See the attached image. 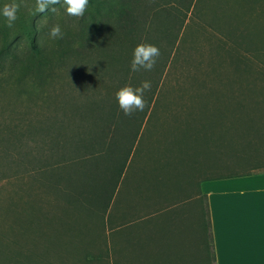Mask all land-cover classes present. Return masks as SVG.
Wrapping results in <instances>:
<instances>
[{
    "label": "trees",
    "instance_id": "trees-1",
    "mask_svg": "<svg viewBox=\"0 0 264 264\" xmlns=\"http://www.w3.org/2000/svg\"><path fill=\"white\" fill-rule=\"evenodd\" d=\"M205 1L210 3L207 10L202 6ZM190 11L203 33L220 36L216 46L219 53H250V48L243 44L250 35L247 24L264 19V0H89L83 18L67 17L75 33H63V39L54 40L50 51L45 43L31 39L26 45H17L24 46L21 52L0 55L1 64L5 58L12 59L9 69L1 73L0 84L11 83L15 80L13 72L21 69L24 75L19 82L41 87L39 83L50 81L43 95L45 100L57 99L49 115L36 110L32 120L36 130L34 142L40 151L41 144H47L51 155L50 161L40 163L37 175L43 177L42 188L52 186L49 193L73 194L76 201L81 199L84 209L98 211L102 222L112 203L114 206L121 201L124 207L128 206L127 190L139 202L156 200L155 208L150 207L149 211H170L189 198V179L196 186L193 197L203 198L202 182L236 175L201 177L198 174L202 164L190 175L180 171L186 156L201 155V148H207L211 141L220 146L221 138L223 143L232 136L239 138L241 130L237 124L233 128L212 126L217 117L211 114L223 107L222 99L227 95L237 97L227 83L189 79L194 50L186 49L181 32L187 26ZM43 30L46 34L50 27ZM140 43L158 47L161 55L154 70L132 73V51ZM177 67L182 75L172 72ZM142 81L151 82V90L144 96L146 107L127 117L118 109L114 94L126 85L138 87ZM234 104L238 110L245 105ZM158 120H163L162 128L170 134L165 144L172 146L175 153L156 159L165 162L173 172L168 175L161 173L160 165L154 167L149 189H144L142 184L147 178L134 171L139 157L138 138L144 129L154 128ZM255 126L252 137L263 135L259 132L264 129L259 131ZM216 131L222 136H217ZM19 142L26 146L24 136ZM26 170L24 167L23 171ZM103 224L100 223L102 228ZM207 225L210 229L209 222ZM130 233L131 250L136 256L141 249L136 221L131 222Z\"/></svg>",
    "mask_w": 264,
    "mask_h": 264
},
{
    "label": "rangeland",
    "instance_id": "rangeland-1",
    "mask_svg": "<svg viewBox=\"0 0 264 264\" xmlns=\"http://www.w3.org/2000/svg\"><path fill=\"white\" fill-rule=\"evenodd\" d=\"M11 2L12 0H0V8ZM17 2L22 6L18 12L19 19L13 28L5 27L4 18L0 17V55L21 52L24 46L17 48V45H26L31 39L40 41L41 44L45 43L50 51L54 40L49 39L47 34L49 32L45 34L43 30L47 25L51 28L59 23L63 33L68 31L70 36L75 33L72 23L67 21L64 9L59 5L55 6L57 8L55 13L49 11L39 14L35 13V0H17ZM202 6L207 10L210 8V3L205 1ZM192 14L193 12L190 11L186 21L187 26L181 32L182 37L184 33L186 49L194 50L192 54L195 62L189 65V79L213 84L227 83L225 85L231 92H235L237 97L227 95L222 99L223 107L211 114L217 117L213 119L212 126L233 128L237 124L241 130L237 135L239 138L229 137L226 143H223L221 138L220 146L218 144L215 146L213 144L215 141H211L212 144L207 148H201V155L186 156L182 166L184 168L180 171L184 175H190L196 173L197 165L202 164L203 169L198 175L208 177V175L222 176L264 169V131L259 132L264 129V19L250 21L247 24L250 35L243 44L250 48V53L243 51L237 54H225L219 53L216 49L221 41L220 36L203 33L197 27ZM189 59L193 61L191 55ZM4 61L5 63L1 64L0 58V76L9 69L12 59L5 58ZM57 70L64 72L63 69ZM22 72L21 69L13 72L15 80L8 85L4 82L0 84V264H66L65 259L71 257L72 249L57 240L53 232L52 237L47 239L44 228L58 223L77 225L81 218L79 217L77 221L72 219L71 211L57 205L55 211L53 205L49 206V211H45L46 198L51 196L48 193L51 192L52 186L45 185L46 190L42 188L43 177L37 174L41 170L40 163L50 161L51 155L47 144H41L40 151L39 146L34 142L36 130L32 122L36 110L49 115L53 109L52 104L57 99L45 100L43 92L49 88L47 83H50L46 81L47 76L43 80L46 82L39 83L41 87H37L28 81L23 84L19 82L24 75L21 74ZM172 72L175 76L181 74L178 67ZM57 83L54 82V85ZM234 103H245V105L243 108L240 106L241 109L238 110ZM162 125L163 120H158L154 123V128L148 131L142 128L144 131L138 138L139 157L134 171L142 172L147 178V182L142 184L144 189L145 187L149 189L154 167L160 165L161 173H169L168 175L173 172L170 167H166L165 162L156 159L160 155L163 157L175 153L172 146L165 144L170 139V134L162 128ZM255 125H258L257 128L260 129L258 132L263 135L252 137L251 134L255 133L253 131L257 130L253 129ZM216 135L222 136L218 131ZM23 136L26 146L22 147L19 141ZM24 167L28 170L23 171ZM176 173L178 174L179 171L176 170ZM133 180L132 178L131 182ZM188 181L190 182H188L189 198L178 210L192 211L187 228V238L193 245L192 264H213L205 199L193 197L196 186L192 184L191 179ZM172 182L173 178L169 179V183ZM125 199L128 201V206L124 207V203L121 202L120 207L117 208L119 211H123L122 209L139 211L140 208L141 211L148 213L150 207L155 208L156 205V200L153 198L137 201L128 190L125 192ZM158 218L161 222L158 226L154 225L152 235L158 244L156 255L166 260V264H172V256L176 252L180 254L179 249L176 248V239H179L181 230L168 219L167 212L161 213ZM97 225L98 247L74 249L77 261L105 264V223L104 228L99 223ZM130 240L132 241V237ZM131 241L130 249H133ZM138 257L139 255L134 256L131 250V261L134 260L136 263Z\"/></svg>",
    "mask_w": 264,
    "mask_h": 264
},
{
    "label": "crops",
    "instance_id": "crops-1",
    "mask_svg": "<svg viewBox=\"0 0 264 264\" xmlns=\"http://www.w3.org/2000/svg\"><path fill=\"white\" fill-rule=\"evenodd\" d=\"M200 188L207 206L213 264H264V169L204 181ZM48 194L51 196L46 198L45 211H49L52 205L55 211L57 205L71 211L72 219L77 221L81 218L77 225L58 223L44 228L47 239L52 237L53 232L57 240L72 249L71 257L65 259L66 264H90L89 261H77L74 249L98 247L97 224L103 222L106 230L105 264H166V260L156 255L158 244L152 236L154 225L160 224L158 217L163 212H167L168 219L181 230L179 239H176V248L180 254L176 252L171 263L192 264L193 245L187 238L192 211H179L184 203L173 207L171 211L147 213L124 209L119 211V201L114 206L111 204L100 222L98 211L84 209L81 199L76 201L73 194L65 191ZM132 221L137 222V237L141 248L136 263L131 261Z\"/></svg>",
    "mask_w": 264,
    "mask_h": 264
},
{
    "label": "clouds",
    "instance_id": "clouds-1",
    "mask_svg": "<svg viewBox=\"0 0 264 264\" xmlns=\"http://www.w3.org/2000/svg\"><path fill=\"white\" fill-rule=\"evenodd\" d=\"M89 0H35V13L43 14L45 12H57L56 5L64 9V15L68 18H83ZM21 3L17 0H12L0 8V17L4 18L5 27L11 29L15 26L18 17V12L21 8ZM49 39L58 40L63 39V32L59 23L54 24L48 33ZM161 53L158 47L148 44L140 43L132 51L130 60V71L138 73L141 71L150 72L154 70ZM151 90L150 81H142L140 86L132 87L126 85L114 94V99L117 103L118 109L123 115L132 117L137 112H142L146 107L145 93Z\"/></svg>",
    "mask_w": 264,
    "mask_h": 264
}]
</instances>
